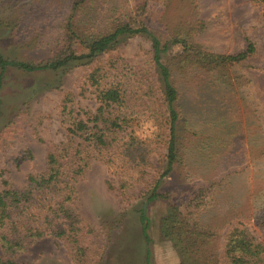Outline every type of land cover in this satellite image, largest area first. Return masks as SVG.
<instances>
[{"label": "rangeland", "instance_id": "obj_1", "mask_svg": "<svg viewBox=\"0 0 264 264\" xmlns=\"http://www.w3.org/2000/svg\"><path fill=\"white\" fill-rule=\"evenodd\" d=\"M68 20L71 29L86 28L85 38L92 29L129 23L145 25L163 44L179 24L206 51L231 54L248 43L254 51L234 65L211 71L195 65L185 71L178 63L180 44H169L160 62L167 64L177 90L174 141L180 150L170 171L164 172L166 115L127 116V126L110 135L111 148L101 155L88 152L74 184L73 209L87 224L78 242L43 236L15 255L17 264H95L98 259L101 264H180L178 248L160 230L168 200L146 202L152 190L170 193L188 217L214 226L219 241L239 224L264 246V0H0V50L24 60L46 57L50 48L39 43L54 39ZM72 46L77 54L87 51L84 44ZM152 56L150 39L139 33L118 37L109 50L70 66L61 78L51 71L7 68L0 79V190L2 179L21 187L27 175L45 171L50 151L81 142L62 120L64 92L78 116L93 114L98 103L87 76L98 66L106 71L102 84H125L164 110ZM9 124L12 129L1 135ZM131 134L150 141V152L143 164L129 168L117 146ZM124 176L128 185L122 190ZM44 197L39 196L41 208ZM141 207L148 218V258L138 220ZM258 264H264V254Z\"/></svg>", "mask_w": 264, "mask_h": 264}, {"label": "trees", "instance_id": "obj_2", "mask_svg": "<svg viewBox=\"0 0 264 264\" xmlns=\"http://www.w3.org/2000/svg\"><path fill=\"white\" fill-rule=\"evenodd\" d=\"M69 17L71 20L72 15H69L68 19ZM70 20L66 21L67 26L62 28L63 30L60 29L54 39L39 43L40 46H49V54L46 57L24 60L6 56L0 50V79L9 67L24 73L51 71L57 78H61L70 66L89 63L99 54L109 50L118 37L142 33L151 41L152 59L157 66V81L163 95L160 106L163 105L164 110H156L150 105V97L145 102L139 95L140 91L131 92L125 84H102V79L106 76L103 66L94 68L87 76L89 85L95 87V99L98 103L93 114L83 112L84 117L78 116L71 105H68L71 103V95L64 92L60 110L62 120L67 124L66 130L71 135L78 136L81 142L76 145L68 142L50 151L46 155L45 171L27 175L25 184L21 187L12 185L6 179L1 180L0 264H17L15 255L46 235L63 238L73 245L78 242V238L86 231L87 224L73 209L72 201L76 192L74 184L84 172L88 152H92L91 155H101L104 150L111 148L113 138L110 135L127 126V116L147 113L153 118H162V115H166L164 124L167 123L169 137L166 140L164 172L170 171L180 150L174 141V125L178 118L174 106L177 90L170 79L167 64L160 62L161 54L169 44H180L182 50L178 63L185 71L195 65L208 71L234 65L254 51L251 43L243 50L231 54L206 51L194 44L189 30L179 24L172 27L170 41L163 44L142 24L133 27L129 23H117L105 31L92 29L90 36L85 38L82 31L86 28L76 24L75 29H71ZM74 42L84 44L87 51L77 54L72 46ZM90 121L91 125L88 124ZM97 122L102 126L97 125ZM11 129L12 125L9 124L2 130L1 135L7 134ZM149 142L136 140L131 134L128 140L117 146L127 167H136L145 162L150 152ZM127 185V176H124L120 188L123 190ZM42 194H45L43 199L46 201L41 208L39 196ZM156 197L168 200L170 210L160 219V230L178 248L180 264H258L262 260L263 244L256 241L239 224L231 225L219 241L214 234V226L202 225L193 216L188 217L179 204L172 201L170 193L159 194L152 190L146 202ZM199 204L196 202L195 206ZM138 220L148 258V218L144 207L139 210ZM95 264H101V259Z\"/></svg>", "mask_w": 264, "mask_h": 264}]
</instances>
